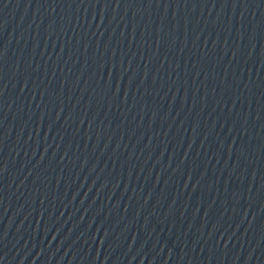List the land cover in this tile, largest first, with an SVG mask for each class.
I'll return each mask as SVG.
<instances>
[{"label":"water","instance_id":"obj_1","mask_svg":"<svg viewBox=\"0 0 264 264\" xmlns=\"http://www.w3.org/2000/svg\"><path fill=\"white\" fill-rule=\"evenodd\" d=\"M0 264H264V0H0Z\"/></svg>","mask_w":264,"mask_h":264},{"label":"snow or ice","instance_id":"obj_2","mask_svg":"<svg viewBox=\"0 0 264 264\" xmlns=\"http://www.w3.org/2000/svg\"><path fill=\"white\" fill-rule=\"evenodd\" d=\"M4 56V51L0 50V58H2Z\"/></svg>","mask_w":264,"mask_h":264}]
</instances>
